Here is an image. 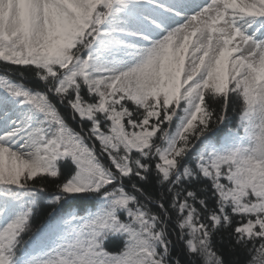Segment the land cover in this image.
Masks as SVG:
<instances>
[{
    "label": "snow or ice",
    "instance_id": "1",
    "mask_svg": "<svg viewBox=\"0 0 264 264\" xmlns=\"http://www.w3.org/2000/svg\"><path fill=\"white\" fill-rule=\"evenodd\" d=\"M0 62V264H264V0H0Z\"/></svg>",
    "mask_w": 264,
    "mask_h": 264
},
{
    "label": "trees",
    "instance_id": "2",
    "mask_svg": "<svg viewBox=\"0 0 264 264\" xmlns=\"http://www.w3.org/2000/svg\"><path fill=\"white\" fill-rule=\"evenodd\" d=\"M3 72V66H2V62H0V73ZM64 114L66 116L69 115V110L67 109H61ZM231 120H232V126L235 127L236 123L238 122V115L236 114H232L231 112L229 113ZM69 123L72 124L73 127H77L76 123L74 121H72L71 119H69ZM147 190L149 192H151L154 196H158V189L155 185H151V186H146ZM58 207V206H57ZM83 211V209H81V212ZM56 213L53 210V206L49 205L47 202H45L44 204L41 205L39 211L36 213V215L33 218L32 221V231L27 233L24 237L25 240H28L30 236H33L36 232V230L44 225H46L47 223H49V221L51 220V218L55 215ZM178 250H183V244L182 243H178L176 245ZM248 254H243L239 257V259L241 261H246L248 259Z\"/></svg>",
    "mask_w": 264,
    "mask_h": 264
}]
</instances>
